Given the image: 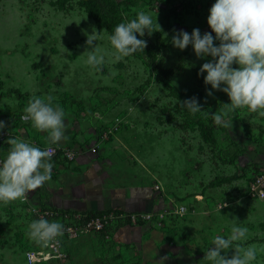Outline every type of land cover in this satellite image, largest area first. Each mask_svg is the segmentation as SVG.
Returning <instances> with one entry per match:
<instances>
[{
	"label": "rangeland",
	"instance_id": "obj_1",
	"mask_svg": "<svg viewBox=\"0 0 264 264\" xmlns=\"http://www.w3.org/2000/svg\"><path fill=\"white\" fill-rule=\"evenodd\" d=\"M55 1L0 0V120L13 118L15 128L21 131L26 130L25 127L27 130L35 128L30 120L21 119L29 98L52 95L65 108L68 126L75 128L79 136L90 129L99 138L101 130L116 126L112 135L100 140L108 142L120 134L122 142L139 159L134 163L138 165V176L146 178L154 188H175L174 196L190 197L196 188L204 192V184L213 180L217 173H225L218 167L214 171L210 160L217 164L231 149L226 153L220 146L205 144L196 129L179 128L185 114L175 110L176 101L162 87L161 76L152 67L173 70L170 83L175 88H199L194 72L212 57H198L191 44L179 49L173 46L172 37L179 29L191 33L199 28L202 34L211 31L207 16L214 0H140L132 11H123L126 21L134 18L138 10H151L153 15L156 10L160 29L157 27L151 35L146 32L143 37L155 43L154 34L163 28L167 9L172 6L176 9L169 19L173 28L164 35L171 42L149 69L131 56L115 61L114 49L104 30H101V39L87 45L88 33L97 30L93 21L78 7L76 0L66 3L63 9H58L53 4ZM95 44L106 57L99 72L86 63L85 50H91ZM212 91L213 95L207 96L205 90L207 99L203 104L213 113L224 107L218 105L219 97H225V103L230 99L223 91L220 94L216 89ZM245 110L242 126L246 127L247 135L257 144L264 142V124L261 123L264 117ZM170 116L174 119L168 121ZM100 126L103 127L100 129ZM218 129L215 128V138L224 141ZM200 160L204 165L197 169L196 163ZM245 170L247 172L241 171L242 176L233 185L228 184L232 187L226 185L229 189L213 195L204 192L203 199L192 197L193 200L188 201L184 198L183 202L187 203H183L170 197L171 203L183 205L188 211L182 217L168 216L160 225L153 223L151 226L163 229L166 222L183 224L179 233L187 254L172 258L166 253L165 264H174V260L175 264H211L204 258L207 247H212L214 236H228L234 224L247 226L249 230L245 241L234 243L264 247V199H252L248 195V184L254 174H249V167ZM224 202L226 205L220 208ZM32 220L20 199L8 205L0 203V264H26V252L38 248L39 243L28 236ZM113 227L115 224L103 232L70 242L63 263L50 260L38 264H152L150 260L154 264L160 259L152 258L150 252L146 255L149 260H144L139 242L128 240L124 244L117 240L112 233ZM234 252V248L227 250L229 256ZM252 264H264V252H258Z\"/></svg>",
	"mask_w": 264,
	"mask_h": 264
},
{
	"label": "clouds",
	"instance_id": "obj_2",
	"mask_svg": "<svg viewBox=\"0 0 264 264\" xmlns=\"http://www.w3.org/2000/svg\"><path fill=\"white\" fill-rule=\"evenodd\" d=\"M207 24L211 31L203 34L199 28H194L191 33L177 30L172 44L179 49L191 44L198 57L211 56L212 59L201 65L198 75L206 73L204 82L211 85L206 89L207 96L213 95V89L221 90L227 93L230 102L223 103L220 111L209 113L205 112L200 97L194 95L183 100L182 106L193 116L204 112L215 125L228 130L232 128V118L238 110L247 109L257 117H264V0H214ZM157 27L160 29L156 10L155 15L151 10H138L134 18L118 23L108 36L114 49V60L143 53L148 43L143 38L145 33L151 35ZM101 38V30L93 29L85 43L93 45ZM85 51L86 63L95 71H102L106 57L101 48L95 44L91 50ZM67 115L54 96L34 95L29 98L21 119L30 120L37 130L46 132L49 144L60 146L61 141L68 139ZM5 126L6 122L0 120V130ZM7 143L10 145L7 155L0 158V203L4 205L28 199L30 190L42 187L52 179L54 167L52 150L19 136H9ZM225 205L226 202L221 203L220 208ZM187 211L185 206L179 208L181 215ZM248 231L247 226L234 224L228 236H214L212 247H207L204 258L211 264H252L258 252H264V247L234 243L245 241ZM63 234V223L46 217L32 220L28 228V236L44 245L58 242L57 238ZM229 248L235 249L231 256L227 254ZM166 260L167 255L154 264H165Z\"/></svg>",
	"mask_w": 264,
	"mask_h": 264
},
{
	"label": "crops",
	"instance_id": "obj_3",
	"mask_svg": "<svg viewBox=\"0 0 264 264\" xmlns=\"http://www.w3.org/2000/svg\"><path fill=\"white\" fill-rule=\"evenodd\" d=\"M237 113L235 115L239 117L233 116L234 125L230 130L218 127V131H221L220 137L224 136V141L219 142L215 138L216 143L213 147L220 146L223 150H226V153L230 149L231 151L227 157L218 159L217 164L212 159L210 160L211 168L214 171L218 170L217 167L219 170L221 168L225 170V173H217L214 178L230 176L234 173H237L240 177L242 176L241 171L247 172L245 167H249L251 176L258 169H264V142L259 141V144H257L247 135L246 127L242 126L243 122H241L242 119H245L246 110L241 109ZM253 120L254 118L251 119V121ZM66 123L68 139L61 141L60 147L73 151L75 156L70 161L60 156L52 159L54 162L52 179L42 187L30 190L28 193V206L60 212L80 213L82 215L107 212L149 213L161 210L167 206L170 203V197H175L178 202H183L184 198L192 201V197H201L200 199H203L204 192H209V194L213 195L223 189H229L225 188L228 184L214 188L208 187L212 180L202 186L204 192L201 193L196 188L190 197L185 195L174 196V191L177 190L175 188L161 187L156 189L150 185V182H146V178L138 176L136 172L138 165L134 163L138 162L139 159L128 148V145L122 142L123 139L120 134L113 136L108 142H102L96 137V134L94 136L95 132L93 133L92 130L88 129L87 133H82L79 136L74 130L75 128L68 126L67 120ZM261 123L264 124V121ZM25 129L22 130V138L25 140L36 142L40 147L54 145L49 144L46 140V132H41L32 127L28 130L25 127ZM231 146H235V148L233 149ZM92 149L94 150L92 151ZM236 151L241 153L237 154L236 159H233ZM7 152V148L5 151L2 150L0 158L5 157ZM235 164H237L236 167ZM203 165L201 160L196 163L197 169H201ZM152 168L154 169V167ZM226 171H231V173ZM228 186L230 187L231 185ZM200 199L197 201H200ZM183 203L187 202L184 201ZM24 205L28 207L26 204ZM117 225L115 224V227L112 228L114 237L124 244H126V241L139 242L144 260H149L146 255L150 252H152L150 253L152 258H161L162 254H169L172 258H178L176 255L187 254L183 237L179 233L183 228V224L173 225L166 222L163 229L157 228L159 226L152 227L148 224L140 226L123 224L116 228ZM149 262L153 264L151 260Z\"/></svg>",
	"mask_w": 264,
	"mask_h": 264
},
{
	"label": "trees",
	"instance_id": "obj_4",
	"mask_svg": "<svg viewBox=\"0 0 264 264\" xmlns=\"http://www.w3.org/2000/svg\"><path fill=\"white\" fill-rule=\"evenodd\" d=\"M73 0H56L53 2V4L58 9H63L66 3H69ZM140 0H76V4L79 8H81L87 17L91 19L97 28V30H107L108 36L114 31L115 26L125 21L123 17V11H132L134 8L138 6ZM176 9L172 6L167 9L165 13V22L163 23V28L154 34V38L156 40L155 43H147L146 48L144 49L143 53L137 52L131 57L140 60L142 65L145 68H151L153 63L156 61L158 56L160 55L161 51L165 48H167L168 44L171 42L170 39L166 40V37H164L165 33H167L169 30L173 28L172 24L169 22V19L172 18V14H174ZM164 37V38H163ZM153 71L156 72L161 76L160 83L164 89L167 90V94L173 98L175 102V110L183 112L184 118L179 125V128L182 130H194L196 129L199 133V136L201 137L202 141L207 145H215L216 139H215V128L219 127L221 129H224L221 126L215 125L213 119L211 117H208L204 114V112L197 113L195 116L189 113V111L184 108L181 104L183 100H185L188 97L191 96H198L200 97V102L203 105V108L205 109V112L208 111L209 113H212L209 111L208 107L203 104V100L205 97V90L208 88H211V85L205 84L204 82V74H199V69L197 68L194 72L195 82L199 86L198 87H188L184 86L182 88H175L170 83V77L173 74V70L171 69H159L157 67H152ZM177 69L180 70V66H177ZM217 90V89H216ZM218 93H221V90H217ZM228 97V96H227ZM225 97L221 96L218 98V105L224 106L223 103H225ZM19 119L20 115H16ZM16 117V118H17ZM173 120L170 116L169 120ZM14 126L16 125L13 118H12ZM243 122V119L241 120ZM264 131V130H263ZM264 133V132H263ZM9 149V146L2 145L0 146V152L3 150L5 151ZM241 153V152H240ZM236 151V153L233 156V159L237 158V154H240ZM60 156L59 154L52 157L56 158ZM261 170L258 169L254 175L259 174ZM238 174L234 173L230 176H223V177H216L214 178L209 184L208 187L214 188L223 184H230L236 179H238ZM100 214H94V215H87L88 217L97 216ZM127 222H119L116 228L118 226H122L123 224H126ZM130 226V223L127 224ZM140 225H144L143 223H139ZM151 227V226H150ZM107 230V227H105L103 231ZM101 232V231H100Z\"/></svg>",
	"mask_w": 264,
	"mask_h": 264
},
{
	"label": "built area",
	"instance_id": "obj_5",
	"mask_svg": "<svg viewBox=\"0 0 264 264\" xmlns=\"http://www.w3.org/2000/svg\"><path fill=\"white\" fill-rule=\"evenodd\" d=\"M6 126L3 130H0V146L8 145L7 139L9 136L22 137L21 129L15 128L12 118L6 119ZM103 127V126H102ZM100 126V129L102 128ZM112 129L107 131L101 130L98 139H107L109 135H112V131L116 130V126H112ZM24 139V138H23ZM27 140V139H26ZM28 142H36L28 140ZM38 146V145H37ZM40 147V146H39ZM41 148L50 149L53 152L52 157L60 155L67 161L74 158L75 153L69 149L61 148L57 145H47ZM94 149H92L93 151ZM157 189V188H156ZM248 195L253 199H264V169L259 174L251 177V181L248 184ZM196 198V197H195ZM201 198V197H197ZM199 200V199H198ZM23 204H28V199L20 200ZM28 206V205H27ZM183 205H176L175 203H169L167 206L159 211L149 213H114L107 212L100 215L88 217L80 213L60 212L57 210L43 209L35 206H28L27 211L33 219L40 217H46L51 220H59L64 225V234L62 237H58V242H50L47 245L39 243L36 250L27 251L25 254L26 264H38L43 261L53 260L58 263L65 262L66 247L70 242L76 241L81 237L88 234H94L102 231L105 227H109L111 224H118L119 222H127L133 226H139V223L160 225V221L165 220L168 216H184L179 213V208Z\"/></svg>",
	"mask_w": 264,
	"mask_h": 264
}]
</instances>
